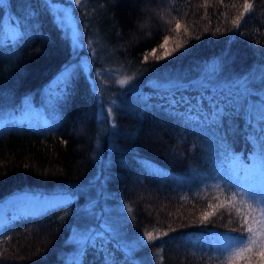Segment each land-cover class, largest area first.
I'll list each match as a JSON object with an SVG mask.
<instances>
[{
  "label": "trees",
  "instance_id": "1",
  "mask_svg": "<svg viewBox=\"0 0 264 264\" xmlns=\"http://www.w3.org/2000/svg\"><path fill=\"white\" fill-rule=\"evenodd\" d=\"M50 1L0 0V221L33 200L0 225V264H61L98 209L78 264H229L240 234L225 236L218 216L234 182L220 163L256 169L246 155L264 145V0H249L237 26L245 0H81L78 45ZM172 98L199 103L198 127Z\"/></svg>",
  "mask_w": 264,
  "mask_h": 264
},
{
  "label": "rangeland",
  "instance_id": "2",
  "mask_svg": "<svg viewBox=\"0 0 264 264\" xmlns=\"http://www.w3.org/2000/svg\"><path fill=\"white\" fill-rule=\"evenodd\" d=\"M75 5L74 0H51L50 1V8L53 10L54 12V16L56 17L57 21L61 24V26L63 27V29L67 32V34L69 35V37L71 38L72 42L76 45L79 44V39H78V27H77V23L74 17V12H73V6ZM61 9H68L70 10V13L68 15H65L63 12H61ZM257 95H262L264 96V89H258L257 91ZM10 109V110H8ZM16 111H17V115H16ZM12 108L10 107V105H8L7 111L5 112H1L4 113L6 115H10L12 114ZM23 115V110L22 107H20V109H16L15 113L13 115L12 118L18 119L17 117H21ZM2 116V114H0V117ZM10 119L7 116L2 117V119H0V126L10 123L9 122ZM210 144L214 143L213 141L215 139H208ZM259 150V149H258ZM251 151V150H249ZM227 153L230 154H234L233 152H231V150L226 151ZM257 153V152H256ZM258 153H261V150H259ZM250 158V164L254 165V159H257L259 157V161L256 164V169L249 168V171L244 172V170H242L241 168V164L243 163L242 160L239 161H233L232 159H230L229 157L227 158L228 161H225L224 163H220V169H224V172L226 173H230V175H228V179H232L234 182H232V193L236 194V200H235V204L237 207H241L242 211L245 212V214H248L247 209H244L243 206L241 205L240 201L241 199L244 200H248L249 199V195H251L252 193H256L257 196L264 194V157L261 156V154H255L254 155V150L249 152V154L247 153L246 157ZM236 160V159H235ZM245 161V160H244ZM249 164V163H248ZM258 166H262L263 169L259 170ZM225 173V177L227 176V174ZM63 193V192H62ZM248 194V195H246ZM55 199L56 201H58L63 195L58 192L55 195ZM14 196H9L6 198L10 199ZM53 198V197H52ZM62 200V199H61ZM33 200L29 197L27 199H23V200H18L16 202H14L13 204L10 205V208H7V215L10 216L11 218H13V220L15 221L16 216L19 215L20 211L23 212H28L30 211L31 208H33ZM55 201V200H54ZM204 201V199H203ZM96 200L93 199V203H95ZM250 203L253 204V206L258 207L257 204H255V201H249ZM93 206V205H92ZM206 206L209 207V205ZM221 209V208H220ZM226 211H224V213H222V215H218L220 217H225L228 220V223H226V227L228 229H225L227 232L224 235H233L234 233L236 234H240L241 235V225L239 223V217L237 216L235 209L232 208L231 206L226 207L225 208ZM100 214V209L96 210L94 213V221L91 224V226H88L86 229L83 230H78V229H74L73 232L70 234L69 237V241H70V249L66 252H64V254L62 255V261L61 264H78V262L80 261V256L82 253V248L84 246V244L88 241V237L90 236V238L93 236L95 237L96 233H95V227H96V223H97V217H99ZM213 215H217L216 212H214ZM257 219H260V214L259 213H255ZM13 220H7V219H3L0 221V225L3 223H8V222H12ZM13 221V222H14ZM233 229H235V231H232ZM236 229H238L239 231H236ZM98 232H100L98 230ZM231 240H234V237H230ZM236 240V239H235ZM233 245V244H232ZM228 244L225 245V247H227ZM228 256V252L225 251L223 254V257H227ZM222 257V256H221ZM2 259V257H0V260ZM227 259V258H226ZM229 262V261H227ZM21 263V262H19ZM26 263V262H25ZM31 264V262H29ZM237 264H244V261H237ZM253 264L254 260H253Z\"/></svg>",
  "mask_w": 264,
  "mask_h": 264
},
{
  "label": "snow or ice",
  "instance_id": "3",
  "mask_svg": "<svg viewBox=\"0 0 264 264\" xmlns=\"http://www.w3.org/2000/svg\"><path fill=\"white\" fill-rule=\"evenodd\" d=\"M104 2L115 4L116 0H104ZM74 3L79 5L81 4V0H74ZM252 7L253 6L252 4L249 3V0H245L243 4V10L241 11L240 16L232 21L233 25L234 26L239 25L240 19ZM60 11L63 12L65 15H68L70 13V10L68 9H61ZM175 27L177 30L181 28V24L179 20L176 21ZM167 42H168V37L165 36L164 44H162L161 47L166 48ZM180 47L181 45L177 44L176 48L179 49ZM155 52L156 50L153 49L152 54L154 55L156 60H162L172 55V51L167 49L161 55L158 56L155 55ZM147 59H148V54H145L144 61L147 62ZM132 79H134V77H126L124 79L119 80L118 83L123 86L128 84ZM239 87L244 89V91H241V96H243L245 93L250 92V88L247 81H245L243 85H239ZM169 103L173 108L178 107L181 104L187 105L185 112L182 115V119L184 123L186 125H192L197 127L199 126L200 116L196 114L197 112L201 111L199 103L195 105L191 104L185 98H181L180 100H176L175 98H172L169 101ZM230 103L242 104L243 100H241V97L239 96H234L233 100L230 101ZM223 112H224L223 107H217L215 112L212 113L213 119L214 120L219 119L220 115H222ZM108 116L109 117L112 116L111 109H109L108 111ZM113 127H115V125H113ZM261 156L264 157V145H261ZM235 200H236V194L233 193L231 197H226L225 202L235 209V212L239 217V223L241 225V229H240L241 235L235 238L237 241L235 244L229 245L225 248V251L228 252V256L226 258L229 261V264H237V261H241V260L244 261V264H253L254 258H258L255 259V264H264V194L257 196L256 193H252L251 195H249L248 200L241 199L240 203L244 209H247L248 214H245V212L242 211L241 207L236 206ZM249 201H255V204H257L258 207L253 206V204L250 203ZM209 207H213V206L209 205ZM215 207L216 208L225 207V203H219L215 205ZM255 213L260 214V219H257ZM213 214L214 212H205L203 213V218L207 219L210 215ZM233 231H235V229H233ZM145 236L149 244H151L154 239L159 238L158 236L154 237L152 232L145 233ZM88 239L92 240L94 239V237L92 236L90 238L89 236ZM113 264H115V261H113Z\"/></svg>",
  "mask_w": 264,
  "mask_h": 264
}]
</instances>
